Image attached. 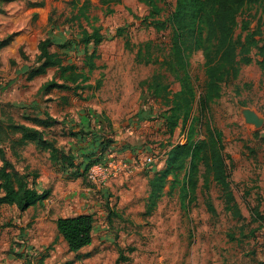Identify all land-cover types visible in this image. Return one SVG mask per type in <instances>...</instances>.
<instances>
[{
	"label": "rangeland",
	"instance_id": "1",
	"mask_svg": "<svg viewBox=\"0 0 264 264\" xmlns=\"http://www.w3.org/2000/svg\"><path fill=\"white\" fill-rule=\"evenodd\" d=\"M27 1L44 2L49 25L69 39H80L82 29L88 33L95 29L104 38L87 56L85 68L92 64V82L100 80L93 91L98 106L121 134L133 137L117 141L129 144V162L137 172L123 193H117L111 190L114 181L99 190L90 186L83 178L84 167L65 177L38 181V176L32 177L34 168L20 173L22 166L12 167L40 198L24 212L14 203L0 202V264H264V65L259 64L264 61V51L259 50L264 0L247 4L237 17L235 36L253 35L257 42L248 46L251 63L240 64L236 77L222 83L219 96L210 103L209 117L222 136L225 165L220 182L214 174H206L199 151L192 164L176 176H166L153 203L149 180L166 170L169 151L186 141L199 147L204 140L200 125L191 124L198 116L205 55L213 43L203 35L188 55L195 101L189 119L182 122L180 113L172 129V105L167 100L172 101L180 85L170 84L165 57L158 51L168 43L171 30L158 29L154 23L170 18L176 0ZM245 21L249 26L242 31ZM71 57L75 62L83 59L77 54ZM1 87L0 83V94ZM140 111L149 113L139 125ZM41 163L36 170H48ZM130 187L134 193H126ZM87 188L89 192L83 193ZM4 193L0 189V199ZM109 212L114 216L110 218ZM80 214L94 218L93 242L72 253L55 223Z\"/></svg>",
	"mask_w": 264,
	"mask_h": 264
},
{
	"label": "crops",
	"instance_id": "2",
	"mask_svg": "<svg viewBox=\"0 0 264 264\" xmlns=\"http://www.w3.org/2000/svg\"><path fill=\"white\" fill-rule=\"evenodd\" d=\"M48 10L49 7L42 1H0V41L10 37V41L0 47V127L4 131L0 135L2 156L16 169L22 166L20 173L28 170V166L34 168L37 181L53 180L75 171L63 165L59 159L61 154L70 155L81 172L89 158L95 157L99 140L107 137L113 141L111 154L107 157H123L131 165L129 144L117 140H131L133 137L121 134L122 130L112 124L105 109L98 106L93 91L97 90L100 80L93 83L90 65L85 68L87 56L96 52V47L104 38L98 45L90 43L86 49L82 44L76 46L75 41L79 39H69L65 33L49 25ZM45 40L49 41L48 53L56 55L61 60V66L70 69L60 71L58 67H50L41 74L32 75L33 70L41 65L37 57L40 54L39 45ZM74 54L83 56L81 62L74 61L75 57H71ZM79 64L81 67L77 66ZM139 115L140 112L137 113V124L140 125L146 119H141ZM104 118L109 121L110 127L106 126ZM255 121L260 123L256 118ZM10 125L40 132L43 140L57 149L59 157H51L50 150L19 131L13 132L9 129ZM127 132L132 135L134 131ZM39 161L48 170L37 171ZM136 172L133 170L125 181L114 180L112 192L123 193L121 189L129 186ZM130 189L126 193H134L135 189ZM82 192L88 193L89 190L82 189Z\"/></svg>",
	"mask_w": 264,
	"mask_h": 264
},
{
	"label": "trees",
	"instance_id": "3",
	"mask_svg": "<svg viewBox=\"0 0 264 264\" xmlns=\"http://www.w3.org/2000/svg\"><path fill=\"white\" fill-rule=\"evenodd\" d=\"M109 2H119L120 0H108ZM260 0H176L174 11L165 22L154 23L158 29L170 28L171 35L168 43H164L158 48L165 57V64L171 83L180 85V91L173 94L169 109L172 129L178 124L179 115L181 121L189 119L190 108L195 101V90L193 82L188 73V55L192 52L200 38L204 35L206 41L212 42V48L205 55V81L203 91L200 92L197 100L198 116L192 120L191 127L200 125L203 129L204 140L199 147L194 146L190 141L184 144H176L170 151L167 159V168L149 180L150 198L153 203L162 193L167 175L176 176L182 171L187 163L192 164L194 158L200 151L201 159L205 167L206 174H214L215 181L220 182L218 177L223 175L224 155L221 133L213 126L209 117L210 103L220 94V85L230 78H235L240 64H250L248 57L249 45L256 44L253 35L242 39L235 36L237 17L242 13L243 8L249 3H257ZM104 2V1H103ZM249 22H243L242 31L248 29ZM103 37L95 29L88 33L82 29L81 37L77 44H84L86 49L90 43L98 45ZM10 41V37L0 41V47L5 46ZM259 47L260 52L264 51V39ZM49 41L45 40L39 45L40 54L37 62L41 65L33 70L32 75L45 72L46 68L58 67L60 71H66L69 67L61 66V60L56 55L48 53ZM264 65V61L259 63ZM90 64L89 69H93ZM72 69V68H71ZM51 86H57L52 84ZM149 112L140 111L141 119H145ZM145 115V116H144ZM107 127L110 123L107 119H102ZM90 123V118L88 119ZM10 130L19 131L26 137L37 141L43 148L50 150L51 157L58 156L59 152L52 143L44 141L40 132L18 125H10ZM4 134L0 127V135ZM112 139L104 137L99 140L95 149V157L89 158L83 169V178L88 169L94 164L104 163L110 155ZM61 154V153H60ZM2 165L0 166V189L4 190V196L0 199L2 203H14L20 212L26 211L34 205L40 198L38 192L33 187H28L12 170V164L1 154ZM59 159L68 168H73L79 172V166L73 161L70 155L61 154ZM26 177V176H24ZM33 178L36 175L33 174ZM224 179V177L222 178ZM87 182V181H86ZM222 182V181H221ZM88 183V182H87ZM89 184V183H88ZM90 186H93L90 184ZM228 206V205H227ZM226 206V207H227ZM207 209L214 212L213 207L208 204ZM113 215L109 212V217ZM114 216V215H113ZM253 216L260 219V215L254 212ZM56 231L66 243L67 248L72 253L90 246L93 242L94 218L91 214H80L72 217L58 218L56 220ZM253 233V232H252ZM122 258V255H119ZM122 261H126L123 257ZM118 264V263H117Z\"/></svg>",
	"mask_w": 264,
	"mask_h": 264
},
{
	"label": "built area",
	"instance_id": "4",
	"mask_svg": "<svg viewBox=\"0 0 264 264\" xmlns=\"http://www.w3.org/2000/svg\"><path fill=\"white\" fill-rule=\"evenodd\" d=\"M134 166L125 160L109 156L104 163H98L91 166L86 172V181L97 187L106 186L114 180L123 181L129 176Z\"/></svg>",
	"mask_w": 264,
	"mask_h": 264
}]
</instances>
